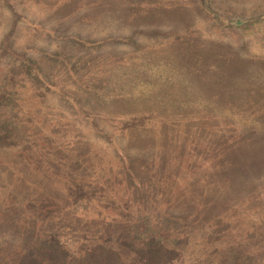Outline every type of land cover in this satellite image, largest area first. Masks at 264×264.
Listing matches in <instances>:
<instances>
[{"label": "trees", "instance_id": "1", "mask_svg": "<svg viewBox=\"0 0 264 264\" xmlns=\"http://www.w3.org/2000/svg\"><path fill=\"white\" fill-rule=\"evenodd\" d=\"M12 1L0 0V264H264V87L246 85L253 65L264 71V59L244 58L239 46L222 40L196 41L191 8L175 2L43 4L54 20L46 26L18 17ZM198 5L223 27L264 20L263 7L243 21L221 16L207 0ZM107 23L142 34L147 26L174 27L162 32L168 41L146 45L142 58L131 60L124 54L93 57L102 41L68 34L76 25ZM18 31L38 34L54 48L28 39L16 46ZM81 48L93 50L72 54ZM145 64L153 77L133 74ZM72 65L107 69L100 76L110 90L93 83L76 89L94 94L96 103L83 102L91 113L65 92L74 85L60 72L79 84ZM116 70L131 71L124 75L128 82L152 77L151 91L135 94L111 84ZM41 93L62 96L86 122L52 118L57 108L44 104ZM135 116L120 131L127 133L125 151H141V157L124 154L121 164L114 154L112 162H101L103 149L77 131L83 124L96 131L97 119L118 128L116 118ZM196 130L213 132L193 145L185 138ZM213 136H230V146L201 164L193 152ZM154 137L161 142L152 149ZM181 150L197 163L178 164ZM153 155L167 164H147Z\"/></svg>", "mask_w": 264, "mask_h": 264}, {"label": "rangeland", "instance_id": "2", "mask_svg": "<svg viewBox=\"0 0 264 264\" xmlns=\"http://www.w3.org/2000/svg\"><path fill=\"white\" fill-rule=\"evenodd\" d=\"M13 1H14L13 5L16 7L15 9L18 10L17 11V14H19L17 15L18 17L21 16L24 18H30L32 20H37L38 22L42 21L46 26H49L54 24V20L49 15L51 13H49L47 11V8H44L43 6L47 5L49 6L48 8L50 9L52 8L51 7L52 5L58 2H64L65 0H49L47 2L45 1L44 3H42L43 2L42 1L41 4H36V2L34 3L33 0H30V2H28V0H25L23 4L17 2L18 0H13ZM87 1L92 2L91 0H87ZM136 1L141 3L148 2L152 4L154 2L155 3L172 2V4L178 3L179 5H182L184 7L191 8L190 12L192 11V15H193V17H191V21H192L191 26L193 25V27L190 26V28H195L196 30V34H195L196 41H198V39H199L198 42L200 41L203 42L206 40H214V41L222 40L234 44V46H239L240 47L239 53L244 58H247L249 56L251 58L258 60L264 59V20L259 22L253 21L247 24L245 23V25L241 27H236V26L223 27L217 25L212 20L210 15H208L206 12L199 10L198 0H136ZM207 4L209 5L207 6L210 9L215 10L221 16L230 18L232 20H243V21L249 19L253 15H259L258 13H260V8L261 7L264 8V2L261 0H207ZM22 7H24L23 10L20 9ZM2 12L5 13V11ZM1 17L3 23L8 21L7 17H5L4 15H2ZM173 27L172 25L165 27L158 26L157 29L154 30V28H150L147 26L146 27L147 29H144L146 30L144 32H148V33L142 34L138 32L139 29H133L124 26H121L119 28V26H115L113 24H108V23L106 25H103L102 27L100 26L99 28L96 27L95 25L88 27L76 25L71 28L68 34L74 35L76 37H81L83 39L85 38L86 41L88 42H96V41L103 42V45L97 51H95L96 53L92 52L93 50L92 48H81L79 50L78 49L71 50V52H73L72 54L83 53L88 55L92 52L91 55L93 57L99 55L101 60H102L101 56L104 54H108V55L124 54L122 55L123 57L130 58L129 60H131L134 58V55L136 56L139 55L142 58L143 51H145L144 48L146 45H154V44L159 45L168 41L170 38L165 36L166 34L162 32H167L171 30ZM38 37H39L38 34H31L26 31H18L15 44L16 46H19L20 44L24 45V43H27L24 41L28 39L31 41L36 40L33 42V44L39 48H47L49 45H47V43L42 40L44 38L43 37L38 38ZM116 37L129 39L130 41H132V44H134L135 46H139V45H144V46L137 49V47H132L131 43L129 42L115 47L116 44H112L110 39ZM52 47L54 48V46H49V49L52 50L53 49ZM63 52L67 53L70 51H68V48H65L63 49ZM127 56H132V57H127ZM31 57L34 58L33 56ZM28 58L26 57V59ZM39 60L41 63L40 58ZM72 66L75 67V65ZM101 67L102 66L99 67V65L75 67L76 70L79 69V72L77 73L76 76V79L79 81V84L76 82L77 85L74 83V81L70 76L60 72L66 84L74 85L73 87L67 89V91L65 92L68 95L73 96L77 101H79L82 104H85L83 103L85 100L88 101L93 100L91 102L96 103V101H94V94L92 92L88 94L86 92L77 91L76 89L78 88V86L80 88H84V86L87 85L88 83L89 85L93 83L95 89L100 90L101 88H106L110 90L109 88L110 84L106 83L107 85H103L105 79L103 80L101 78H105V75L100 76L101 73L106 74L107 69L103 70ZM88 68H94V69L92 71H85V69ZM122 68H124V66H122ZM252 69H253V73L251 74V78L246 77V85L248 86V84L251 83L253 86L264 87V71L261 70L260 68H257L255 65H253ZM149 70H152V66L145 64L144 67H140L139 71L136 70V72H134L133 74L138 75L145 72L147 75L152 76V71ZM126 73H131V71L128 72L123 70H116V72L113 73L111 72V74L113 75L109 76V80H111L110 83L123 85L125 91L128 92L132 91L133 93H135L138 89H139L138 91L140 90L147 92L151 91L150 84L153 76L151 77L150 81L148 79H145L142 81L134 80L128 82L124 77ZM215 83H217V80L215 81ZM108 90L104 89L105 92L109 93ZM104 91L102 93L97 92L99 98L100 95L103 96L106 95ZM133 95L131 96L132 98ZM44 96L45 95L43 93L40 94V97L44 104L47 105L51 104L55 108H57L55 109V111L49 112V114L52 115V118L64 117L70 120H73V118H75L78 119L80 122H86L85 120H83L82 115H79L75 112H71L67 109L66 107L67 100L62 96L50 95V94H47L45 97ZM85 108L91 110L89 113L92 112L91 106H89L88 104H85ZM98 110L99 108L97 109V112ZM93 112L96 111L93 110ZM104 112H109V111H104ZM139 118L140 117L138 116H135L132 120H127V119L123 120L116 118L119 126L118 128H114L112 124L111 126L109 124H104V122H102L101 119H97L95 120V124L98 125V127H96V131L88 130L87 127L88 124H83L84 126H79L77 131L80 133V135L89 136L93 140V143L96 146L98 145L103 149L102 158L104 157V159L101 160V162L110 163L113 161L112 157L115 156L116 159L115 164H121V161L123 160H119V157L121 158V156H124V154L126 157L129 158L130 157L132 158V156L134 157L136 156L137 158L141 157L139 155L141 151H133L130 153L125 151V143L127 142V133H121L120 131V130H124V127L120 126L121 123L124 122V124L128 126L130 125L131 122H134ZM109 121H111V119H109ZM217 125L218 124L214 126ZM249 126L250 124H246V130L249 128ZM197 132L198 130L188 133L186 135L187 138H185L186 141L195 145L197 144V140L202 141L204 138L208 136L209 132H213V131H209V132L207 131L203 133V130H201L200 133ZM111 142H113L115 145L111 144ZM160 142L161 140L159 138H155L154 141L152 142V146H153L152 149L158 148L157 143ZM166 145H168L169 147V142ZM228 146H230V136H219V137L213 136L210 137V139H208L207 143L205 144L200 143L199 150L197 149L196 152L193 153L194 156H198V157L201 156L200 162H203L201 164H209V160L213 159V155H215L218 151L222 150V148H227ZM191 149L194 150L195 148L192 147ZM185 152H183L182 150L180 151V156H179L180 161H177L178 164L197 163L198 161L197 158L190 159L189 161V157ZM171 160L172 159H170L168 163H170ZM97 163H99V161ZM41 164H43V162H41ZM147 164H167V163H165L164 161L162 162L160 160V157H158L157 155H153L149 157Z\"/></svg>", "mask_w": 264, "mask_h": 264}]
</instances>
